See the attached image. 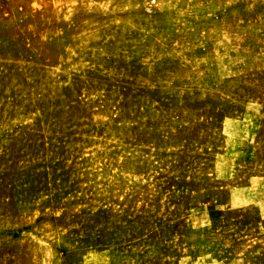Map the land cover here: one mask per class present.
<instances>
[{"label":"rangeland","instance_id":"1","mask_svg":"<svg viewBox=\"0 0 264 264\" xmlns=\"http://www.w3.org/2000/svg\"><path fill=\"white\" fill-rule=\"evenodd\" d=\"M0 264H264V0H0Z\"/></svg>","mask_w":264,"mask_h":264}]
</instances>
